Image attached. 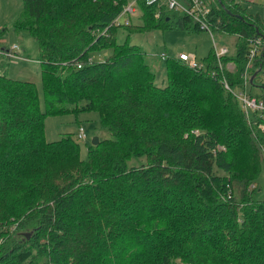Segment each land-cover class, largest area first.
<instances>
[{
  "label": "trees",
  "instance_id": "16d2710c",
  "mask_svg": "<svg viewBox=\"0 0 264 264\" xmlns=\"http://www.w3.org/2000/svg\"><path fill=\"white\" fill-rule=\"evenodd\" d=\"M22 1L14 26L38 43L44 109L35 85L0 70V264H264L253 184L264 114L235 96L264 69L259 14L203 0L211 29L236 34L234 54L223 69L213 48L197 69L167 56L158 85L141 48L116 41L128 0ZM135 4L144 24L130 30H200L164 4ZM85 111L109 132L86 158L68 133L46 140L45 116Z\"/></svg>",
  "mask_w": 264,
  "mask_h": 264
},
{
  "label": "rangeland",
  "instance_id": "374dc122",
  "mask_svg": "<svg viewBox=\"0 0 264 264\" xmlns=\"http://www.w3.org/2000/svg\"><path fill=\"white\" fill-rule=\"evenodd\" d=\"M131 1L133 0H128V2ZM207 1L211 2V0ZM236 1L241 4L247 14H259L264 19V0ZM22 6V0H0V29H4V34L0 38V49H12L13 45H17L18 49H12V51L14 54L17 52L21 56L19 58H4L0 56V70L7 73L11 78L28 81L35 85L39 96L40 109L43 110L41 66L39 62L40 50L38 43L27 30H17L14 26V22L18 19L22 11ZM139 15L140 10L136 4L133 14L121 15L119 19L120 26L117 28L115 38L118 43L126 42L141 48L145 53V59L150 69L156 74L158 85L165 84V72L163 69V59L161 58L162 53L166 57L176 56L180 51L196 53L197 59L200 60L208 54L210 47L214 45L213 41L219 48L225 47L227 49L226 54L232 55L235 52L237 43L236 34L225 33L219 30H212L211 33L201 30H164L161 28L130 30L129 28L132 26H142L144 24L143 19ZM110 53V50L107 49L94 54V56L97 60H103ZM227 64H230L228 70L234 68L233 63L227 62ZM262 81L264 82V69L256 77L254 85L247 84L241 91L250 97L260 98L262 89L259 85ZM43 123L47 141L57 140L65 133L76 138L79 142L80 156L83 159L87 157V148L91 144L94 136L101 138L109 137V132L101 127L96 111L47 115ZM79 127H82L85 132V137L82 139L78 138ZM142 161H144V157H133L128 161V165H138ZM253 184L257 189L255 196L264 200V160L260 163L258 174ZM172 264L183 263L175 260Z\"/></svg>",
  "mask_w": 264,
  "mask_h": 264
},
{
  "label": "built area",
  "instance_id": "2783aa9c",
  "mask_svg": "<svg viewBox=\"0 0 264 264\" xmlns=\"http://www.w3.org/2000/svg\"><path fill=\"white\" fill-rule=\"evenodd\" d=\"M145 3L147 5L151 4H164L166 5L170 10L185 13L187 15H190L192 17V20H194L197 24L200 30L207 31L209 33L212 32V29L210 27L209 21H208V14L210 12L209 7L203 0H145ZM135 11V0L129 2L128 5L125 6L122 13H133ZM121 13V15H123ZM156 16H158V13H156ZM120 19V17H119ZM263 39L262 37H252L249 39V45L250 50L247 55V62H246V69L253 61L256 54L259 52V49L261 48ZM214 45L212 46L217 63L219 65L220 69H223L221 57L226 54L227 49L225 47L219 48L216 43L213 41ZM12 49H18L17 45H13ZM12 49H10V52H4L2 51V54H6L12 57H21L16 52H12ZM166 55L164 53L161 54V58L164 59ZM178 57L184 61H186L191 67L193 68H200L201 64L196 60V57L193 53H185L180 52L178 54ZM230 64H225V68L229 69ZM246 74V71H245ZM244 74V77L246 75ZM224 87L229 88V85L224 80ZM235 96L239 99L241 102L242 108L246 115L249 116V113L251 111H258L262 114H264V95H262L260 98L256 97H250L249 95L243 93L242 91H239L235 93ZM264 128V126H263ZM85 137V132L82 127H80L78 132V138L82 139Z\"/></svg>",
  "mask_w": 264,
  "mask_h": 264
},
{
  "label": "crops",
  "instance_id": "0c3cea01",
  "mask_svg": "<svg viewBox=\"0 0 264 264\" xmlns=\"http://www.w3.org/2000/svg\"><path fill=\"white\" fill-rule=\"evenodd\" d=\"M259 17H260V19L264 22V19L261 18L260 15H259ZM201 31H202V30H201ZM212 46H213V45H212ZM212 46L210 47V50L212 49ZM17 47H18V46H17ZM210 50H209V51H210ZM2 51H4V52H10V49H4V48L0 49V56H3L4 58H5V57H7V58H8V57H12V56H9V55H6V54H2ZM12 52H13V51H12ZM180 52H185V51H180ZM180 52H179V53H180ZM179 53H178V54H179ZM208 53H209V52H208ZM178 54H176V57L178 56ZM193 54L195 55L196 60H197L198 62H200L201 59L204 58V57L207 55V54H206L204 57H202L200 60H198V59H197V56H196V53H193ZM4 55H5V56H4ZM18 55L20 56V54H18ZM24 58H25V57H24ZM79 129H80V127H79ZM78 132H79V131H78Z\"/></svg>",
  "mask_w": 264,
  "mask_h": 264
},
{
  "label": "water",
  "instance_id": "95a60500",
  "mask_svg": "<svg viewBox=\"0 0 264 264\" xmlns=\"http://www.w3.org/2000/svg\"><path fill=\"white\" fill-rule=\"evenodd\" d=\"M256 74V72L252 75L251 77V82H252V78L254 77V75ZM98 143V136H94L93 139H92V144H97Z\"/></svg>",
  "mask_w": 264,
  "mask_h": 264
}]
</instances>
